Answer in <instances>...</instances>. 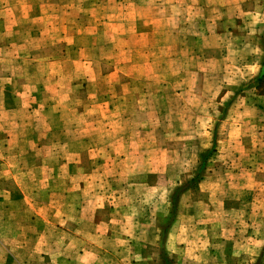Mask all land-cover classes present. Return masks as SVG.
I'll use <instances>...</instances> for the list:
<instances>
[{
  "label": "rangeland",
  "instance_id": "obj_1",
  "mask_svg": "<svg viewBox=\"0 0 264 264\" xmlns=\"http://www.w3.org/2000/svg\"><path fill=\"white\" fill-rule=\"evenodd\" d=\"M212 1L0 0V264H68L80 205L108 264H264L221 210L264 191L221 150L255 41L186 33Z\"/></svg>",
  "mask_w": 264,
  "mask_h": 264
},
{
  "label": "crops",
  "instance_id": "obj_2",
  "mask_svg": "<svg viewBox=\"0 0 264 264\" xmlns=\"http://www.w3.org/2000/svg\"><path fill=\"white\" fill-rule=\"evenodd\" d=\"M196 3V2H195ZM193 4L192 8L199 16L192 15L191 21L184 27L185 32L189 33L191 37L204 38V34L196 33L195 30L202 32L203 26L207 24L209 26V32L207 37H227V34L233 33V26L226 24L229 22L227 13L232 12V17L238 24L242 23L244 28L239 35L255 41L253 47L248 41L247 46L244 48L247 56H256V58L245 59L243 65H239L238 69L244 80H251L244 84L247 87L245 94H239L238 97H232L229 101L230 108L225 109L220 118L225 121V131L223 132L224 139L222 145V151L232 154V150L243 151V154L251 156L248 158L252 161L247 165L251 167L250 171L253 177L251 181L255 184H264L263 179L258 180L256 178L257 171H263L264 173V58L259 57L264 55V0H213L211 4ZM210 11L217 12L212 14ZM211 13V14H210ZM239 26V25H238ZM201 28V29H200ZM244 34V35H242ZM231 35L230 37H232ZM238 36V34H237ZM218 38V39H219ZM263 44V45H262ZM238 51V50H236ZM227 51L219 55H227ZM242 70V71H241ZM247 77V78H246ZM242 86V87H243ZM253 89V92L248 94V89ZM236 98V99H234ZM232 101V102H231ZM227 104V103H226ZM235 154L233 155V158ZM241 157H235L240 160ZM255 169V170H254ZM249 170V169H248ZM256 203L235 208H225L224 203L221 208L223 214H240L245 215V220L248 221L247 238L244 241L250 239L254 245L264 244V191L255 192ZM243 206V207H242ZM80 210H76L75 216L78 218V222L75 223L77 234L73 235L66 246L72 245L77 247V253L75 255L69 254L65 257L69 258L68 264H108L114 263L115 255L112 253L98 254L95 249H90L93 246H97V242L89 237V232L85 234L83 227L90 226V221L86 222L83 218L85 216V206L80 205ZM228 212H227V211ZM94 213L95 210H92ZM106 222H98L95 224V231H98L101 227L100 224ZM107 225V224H106ZM240 228L239 224H235L233 229ZM250 230V231H249ZM241 231V230H235ZM106 242V240H103ZM112 242V241H111ZM248 243V242H247Z\"/></svg>",
  "mask_w": 264,
  "mask_h": 264
}]
</instances>
